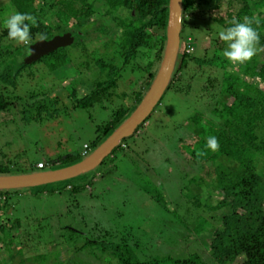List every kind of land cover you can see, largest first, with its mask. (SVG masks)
<instances>
[{
	"label": "trees",
	"instance_id": "trees-1",
	"mask_svg": "<svg viewBox=\"0 0 264 264\" xmlns=\"http://www.w3.org/2000/svg\"><path fill=\"white\" fill-rule=\"evenodd\" d=\"M9 2L14 13H31L36 16L39 27H32L31 39L20 46L14 45L15 41L8 38V30L5 26L0 28V111L10 110L8 108L11 106L16 109L18 106L16 101H13L18 99V96L14 95L12 90L16 89L17 75L25 65L24 57L28 55L29 45L40 40L38 34L41 33L48 40L55 35L70 32L74 37L70 46L81 43L84 39L103 38L101 44L105 55L97 57L91 55L88 59L80 61V66H84L85 72L91 73L89 70L91 68L96 75L93 89L86 95L78 97L74 89L67 93L68 98L75 101V106L88 108L101 100L117 95L129 96L132 101L115 109L110 120L96 126L94 141L90 144L85 143L81 153H67L64 156L48 159L44 161L46 166L43 169L37 168V164L42 161L38 160L34 164L33 171H41L49 166L71 165L98 146L132 112L151 85L165 47L168 0H104L103 15L93 20L95 0H9ZM219 2L221 1L183 0L180 37L181 47L184 48L178 54L171 82L166 89V91L172 89L177 93H188L192 90L190 82L196 76L199 81L201 79L199 73L206 66L232 67L231 70L227 67L222 68L218 80L209 77L206 79V85L201 86L199 92L208 94L207 102L203 108L196 110L188 118L184 132L177 137L174 144L176 145L174 157L179 160V165L174 160H172L173 166L170 165L172 162L169 160L166 162L171 170L178 168L181 170L180 173H175L177 176L182 175L180 178L183 180L179 186H171L170 195L173 193V196L163 207L178 219L180 225L176 228H179L181 241L176 242L175 239L169 241L170 248L165 251L166 254L162 253L166 244L161 237V231L150 234L141 225L123 221L122 215H118L120 218L105 228L97 223L98 225L90 226L85 231H78L69 225L47 224L46 226L39 222L34 223L33 230L24 228L26 233L24 237L31 241L27 248L32 253L25 256L22 248L25 246L23 240L20 242L22 247L16 251L10 248L13 229L22 230V223L19 218L12 215L15 211L8 202L17 190L0 191V242L8 252L5 262L11 261L10 264H264V176L260 173L264 168V62L259 67L251 65L257 59V53L249 62L232 65L224 56L217 57V53L223 52L227 47L222 41L220 48L217 44L218 40H214L216 43L213 44L210 57L195 55L187 50L182 36L190 20L198 24L202 22L205 14L206 20L222 27L220 29L231 26L229 21L233 17L241 22L245 16L258 17L259 25L253 26L259 31V47L264 50V0H229L228 6L234 7V10L227 12L226 18L218 15L213 17L205 9L197 11V8L203 6H209L210 9L219 8ZM212 3L214 4L211 5ZM121 10L127 11L128 15L120 17L118 14ZM49 11L53 13L55 19L46 16ZM108 16L119 28V34L115 36L105 33V17ZM206 29L213 31V28ZM65 48L67 47L58 48L40 59L47 62L52 72L56 73L58 69L67 65V72L82 74L83 71L76 68L79 66L75 65V67L66 54L60 53ZM108 49L111 52L109 57ZM152 50H155L153 61H148L144 67L140 66L137 62L138 56H144ZM154 62L157 64L155 67ZM138 70L147 74L143 82L137 77ZM127 73L133 76L135 74L134 86L129 91L118 94L120 78H124ZM60 79L63 80L64 76ZM125 81L130 82L129 78ZM256 81L260 84L256 85ZM198 97L201 99L204 95ZM56 99L48 96V100L44 99L35 105L32 102L27 103V106H22L19 112L28 113L32 108L37 118H41L42 112L52 116L54 112H51L53 110L50 108ZM149 117L131 137L136 139L138 136L141 137L140 128L147 125ZM209 136H215L219 140V148L215 152L205 148ZM129 138L123 139L100 166L109 157L113 163L115 151L129 147L126 141ZM201 149L207 154L197 157L196 152ZM8 162L4 159L0 160V174H10ZM202 172L208 181L200 175ZM165 181L172 182L170 177H166ZM88 183L77 180L74 184V181L70 180L63 183L62 188L70 189L75 195L84 190ZM190 184L202 189V195L207 197L205 199L211 198L210 190L219 192L221 197L217 199L216 204L206 205L201 201L200 194L191 197L185 195L184 191ZM54 187V192H60L61 188ZM155 201L159 202L160 197H156ZM218 210H225L221 218L212 214ZM206 231L211 232L212 239L208 242V256L205 257L198 250H190L189 247L191 243L200 244L199 236L207 234ZM21 237L23 238V235ZM47 245H51L52 248L46 250ZM180 246H183L184 252L178 249Z\"/></svg>",
	"mask_w": 264,
	"mask_h": 264
},
{
	"label": "rangeland",
	"instance_id": "rangeland-1",
	"mask_svg": "<svg viewBox=\"0 0 264 264\" xmlns=\"http://www.w3.org/2000/svg\"><path fill=\"white\" fill-rule=\"evenodd\" d=\"M220 1L219 8L210 9L209 6H203L197 8V11L205 9L213 17L218 15L226 18L227 12L234 10V7L228 6L229 0ZM93 9L95 14L92 20L102 16L105 9L104 0H95ZM12 14H14V9L9 0H0V28L4 26L5 19ZM118 15L125 17L128 12L121 10ZM46 16L55 19L51 11ZM203 18L202 22H198V24L190 20L187 23L189 26L182 32V36L187 50L195 55H204L208 58L212 55L213 44L217 40L219 46L222 43L218 37V32L222 27L206 20V14ZM104 25L106 35L119 34V28L111 21V17H105ZM206 28H213V31L210 32ZM102 42L103 38L100 40L84 39L81 43L67 46L65 50L60 51V53L66 54L74 66H79L75 67L83 71L80 75L67 72V65L58 69L56 73L52 72L44 59L25 64L20 69L17 75L16 89L12 90V93L18 96V99L13 100L18 106L16 109L11 106L8 108L10 110L0 111V160L9 161L10 174L34 172L35 168L33 167L38 160L46 162L48 159L64 156L67 153H81L85 143L90 144L94 141L96 126L110 120L115 109L132 102L129 96L117 95L104 101L101 100L88 108H82L75 106V101L68 98L67 93L73 89L78 97L86 95L93 89L95 71L90 68L91 73L85 72L84 66H80V61L88 59L91 55L93 57L105 55L102 50ZM21 44L14 42L16 46ZM183 48L184 46L180 47V51ZM110 55L111 52L108 49L107 56ZM154 55L155 50L144 56L139 55L137 62L144 67L148 61H153ZM221 56H223L222 52L217 53L218 58ZM262 62H264V50L258 52L257 59L251 65L259 67ZM154 64L155 67L157 64L155 62ZM75 67L73 68L75 69ZM225 67L229 70L232 68L227 65L222 68ZM222 68L217 66L203 68V71L199 73L201 79L198 81L196 76L190 82L192 90L188 93L167 90L147 120V125L140 128L141 137L138 136L137 139L130 137L126 140L129 144L128 148L115 151L114 164L111 163L112 159L109 157L96 171L73 179L74 184L77 183V180L82 183L89 182L84 190L73 195L70 189L62 188L63 183L68 182L65 181L20 189L17 190V193L12 194L8 202L12 205V210L15 211L12 212V215L20 219L22 230L24 228L33 230L34 223L39 222L46 226L47 224L69 225L78 231H85L90 226L98 224L105 228L108 224H114L113 221L120 218L118 215H122L123 221L141 225L150 234L161 231V237L166 244V250L162 249L161 252L166 254L167 249L170 248L169 241L175 239L178 242L181 239L178 234L179 228H176L177 225H180L178 219H175L163 207L173 196V193L170 195L171 186L177 187L183 181L180 178L182 175L177 176L176 174L181 170L179 168L171 170L166 162L174 160L179 165V160L174 157L175 141L184 132L188 118L196 110L203 108L207 102L208 94L200 93L199 89L203 84L206 85V79L209 77L218 80L221 77ZM137 74L139 75L137 76ZM137 74L136 76L141 78V82L147 77V74L140 70L137 71ZM63 76L64 79H60ZM134 76L127 73L124 78H120L117 93L129 91L134 86V78H136ZM126 78H129L130 82H126ZM258 83L256 81V85ZM32 95L34 96L30 98ZM198 95H204V97L199 99ZM48 96H53L54 99H56L55 96L59 97L51 104L50 109L53 110L51 112H54V115L47 116L42 112L41 118H37V114L33 112L32 108L28 110V113L19 112L22 106L27 103L32 102L35 105L44 99L48 100ZM170 165L173 166L174 162ZM60 166L49 167L53 169ZM49 167L44 170L50 169ZM260 173L264 176V168L260 170ZM200 175L205 181H208L203 172ZM166 177H170L172 182H166ZM54 186L61 188L60 192H54ZM202 192L203 190L195 187L194 184H190L184 191L185 195L190 197L200 194L201 201L206 205L216 204L217 199L221 197L219 192L210 190L211 198L208 200L205 199L207 197L203 196ZM156 197H160L159 202L155 201ZM224 213L225 210H218L212 214L221 218ZM22 230L13 229L10 248L16 251L22 247L20 242L23 240L24 255L28 256L32 254L27 248L31 241L24 237L25 229ZM199 239L201 240L200 244L191 243L189 249L198 250L206 257L207 245L212 239L211 232L201 234ZM45 248L50 250L52 246L47 245ZM178 249L184 252L183 246ZM7 256L8 252L0 242V264L11 263V261L5 262ZM16 262L18 261L16 260Z\"/></svg>",
	"mask_w": 264,
	"mask_h": 264
},
{
	"label": "water",
	"instance_id": "water-1",
	"mask_svg": "<svg viewBox=\"0 0 264 264\" xmlns=\"http://www.w3.org/2000/svg\"><path fill=\"white\" fill-rule=\"evenodd\" d=\"M167 8L163 56L151 85L134 110L98 146L78 162L65 167L25 174H0V191L46 186L85 175L96 170L123 139L131 137L136 132L137 128L154 111L168 88L180 52L183 0H168ZM73 41L74 37L70 32L55 35L48 40H37L29 45L24 63H32L58 48L70 46Z\"/></svg>",
	"mask_w": 264,
	"mask_h": 264
},
{
	"label": "clouds",
	"instance_id": "clouds-1",
	"mask_svg": "<svg viewBox=\"0 0 264 264\" xmlns=\"http://www.w3.org/2000/svg\"><path fill=\"white\" fill-rule=\"evenodd\" d=\"M227 28L218 32V37L225 42L227 47L223 50L222 55L231 62L232 65L243 64L249 62L261 51L260 34L257 27L260 20L258 17L245 16L241 22L236 17L229 21ZM4 26L8 30V38L17 43H27L31 39V28L39 27L36 16L31 13L16 12L5 19ZM39 39L43 40L47 37L44 34H38ZM206 149L215 152L219 148V140L215 136H209L206 139ZM204 150H197V157L205 156ZM88 155V154H87ZM42 171V170H41Z\"/></svg>",
	"mask_w": 264,
	"mask_h": 264
},
{
	"label": "built area",
	"instance_id": "built-area-1",
	"mask_svg": "<svg viewBox=\"0 0 264 264\" xmlns=\"http://www.w3.org/2000/svg\"><path fill=\"white\" fill-rule=\"evenodd\" d=\"M46 166L45 162L44 161H41L37 164V168L38 169H43L44 167Z\"/></svg>",
	"mask_w": 264,
	"mask_h": 264
}]
</instances>
